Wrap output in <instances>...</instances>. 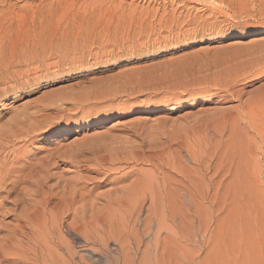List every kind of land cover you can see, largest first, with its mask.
Masks as SVG:
<instances>
[{
	"label": "rangeland",
	"instance_id": "374dc122",
	"mask_svg": "<svg viewBox=\"0 0 264 264\" xmlns=\"http://www.w3.org/2000/svg\"><path fill=\"white\" fill-rule=\"evenodd\" d=\"M9 1L0 67L30 63L0 85V174L27 162L29 182L0 216L16 198L22 222L44 193L73 195L68 224L112 240L84 246L51 207L21 238L1 216L0 264H264V0ZM36 26L82 37L33 59Z\"/></svg>",
	"mask_w": 264,
	"mask_h": 264
},
{
	"label": "bare ground",
	"instance_id": "6f19581e",
	"mask_svg": "<svg viewBox=\"0 0 264 264\" xmlns=\"http://www.w3.org/2000/svg\"><path fill=\"white\" fill-rule=\"evenodd\" d=\"M13 1V0H12ZM62 1H64V0H55L54 2H52V3H49V4H47V5H43V6H47V7H50V8H54V5H56L57 4V2H59V3H61ZM96 2H99V3H101V5H103V4H107V2L108 3H110L112 0H95ZM115 2H113V5H115L114 4ZM117 3V2H116ZM42 6V5H41ZM46 7V8H47ZM15 4H12V2L11 1H9V0H0V16L1 15H7V16H14V14H15ZM43 14H44V12H41V11H38V12H36V11H34L33 12V20H35V21H37V20H39V19H41L42 17H43ZM23 16H25V17H28L29 16V13H25ZM35 25H38L37 23H34ZM51 30H49V29H42L41 30V27H38V26H36V28H35V30H34V33L30 36V37H28V38H30L29 40H28V43H27V49H23V52H25V51H28V54H31V55H33V56H30L31 58H33V59H36L37 57H39L40 55H43V54H45V55H47L49 52L50 53H53L55 50H57L58 48H62L63 46H70L71 44H78L79 43V39H80V37H82V36H80V34L79 33H77V31H75L74 30V28H71V27H68V28H66V29H64V30H58L57 32H53L52 31V33L50 32ZM79 34V35H78ZM44 55V56H45ZM29 59L30 58H27V59H23V58H10V59H8L6 62H5V65H3V67H0V85L2 84V83H4L5 81V77H7L9 74H10V72H11V70H12V68H16V67H19V66H22L23 65V63L25 62V61H27V62H25V64L26 63H30L29 62ZM60 62V61H59ZM59 62L57 61L54 65H59ZM43 68V67H42ZM22 75H24V73L23 72H20L18 75H14V76H12L11 78L13 79V81H14V87H10L11 89H9V88H7L6 89V91L9 89V90H12V91H14V89H15V87H17V85H18V82H19V77L20 76H22ZM3 92H5V91H2L1 92V90H0V96L3 94ZM36 114V113H35ZM40 114V113H39ZM30 116H32V115H30ZM29 117V116H28ZM35 118V117H34ZM26 120V119H25ZM37 120V119H36ZM29 121H31V120H29ZM24 122V121H23ZM14 126H15V124H14ZM37 128V127H36ZM18 129H20V128H18ZM23 129V128H22ZM12 130V129H11ZM17 130V129H16ZM31 130V129H30ZM13 131V130H12ZM23 131V130H22ZM32 132V131H31ZM8 134H9V132H7ZM3 134L2 136H1V139H2V141H7V142H5L6 143V145H5V147H7L9 144H12L13 142H14V140L12 139L13 137H16V139H17V136H16V134H14L13 136L12 135H8V134ZM20 133V132H19ZM1 134V133H0ZM23 134V133H22ZM27 136H29V134H27ZM23 137V136H22ZM20 138V137H19ZM18 140V139H17ZM15 143V142H14ZM2 144H1V142H0V146H1ZM4 146V145H3ZM2 146V147H3ZM4 148V147H3ZM1 149V148H0ZM6 150V149H5ZM4 150V151H5ZM7 150H8V148H7ZM19 150V149H18ZM18 150H14L13 151V156H14V154H15V157H14V159L11 161V163L14 165L15 163L17 164V163H19V162H21L22 161V159H19V158H21V157H19L18 158V156L19 155H17V151ZM2 151V150H1ZM0 151V152H1ZM12 151V150H11ZM3 152V151H2ZM7 152V151H6ZM10 152V151H9ZM8 153V152H7ZM9 154V153H8ZM7 154V155H8ZM1 155V154H0ZM10 155H12V153L10 154ZM2 156V155H1ZM49 156V155H48ZM52 156V155H51ZM60 156V155H59ZM63 156V155H62ZM12 157V156H11ZM50 157V156H49ZM56 157H57V155H56ZM105 157V156H104ZM148 157V156H147ZM0 158H2V157H0ZM24 158V157H23ZM70 158V157H69ZM143 158V157H142ZM49 159V158H48ZM54 159V158H53ZM64 159V158H63ZM66 159H67V157H66ZM154 159H156V158H154ZM5 160V159H4ZM24 160V159H23ZM54 160H56V159H54ZM68 160V159H67ZM70 160V159H69ZM2 160H0V162H1ZM8 162H9V160H7ZM40 162V161H39ZM38 161H37V163H39ZM45 162V161H44ZM47 162H48V160H47ZM55 161H53V163H54ZM62 162V161H61ZM140 162V161H139ZM11 163H9V164H11ZM51 163V162H50ZM58 164L60 163V161L59 162H57ZM70 163V162H69ZM30 164V163H29ZM55 164V163H54ZM62 164V163H61ZM66 164V163H65ZM1 165V164H0ZM31 165V164H30ZM39 164H37L36 166H38ZM42 165H43V163H42ZM7 166V165H6ZM6 166H3L4 167V169H5V167ZM10 166V169H9V167H8V170L6 171V169H5V171H3V169L1 170L2 171V173L0 174V195L3 193V192H5V190H4V187H6V189L7 188H9L8 190H6V193H7V195H5V193H4V195L3 196H5V197H7L8 195L9 196H12V194L14 195V193L16 192V194H17V192L18 191H20V188H19V185H21L22 183H28L29 182V178L28 177H25L22 173L24 172V170L27 168L28 169V163L26 162L25 164H23L20 168H19V171H17V169L16 168H14V167H11V165H9ZM57 166V165H56ZM55 166V167H56ZM60 166V165H59ZM2 167V166H1ZM17 167V166H16ZM33 167V166H32ZM40 167H41V165H40ZM7 168V167H6ZM18 168V167H17ZM59 168V167H58ZM80 168V167H79ZM34 168H32L30 171H32ZM84 169V168H83ZM16 170V171H15ZM29 170V169H28ZM39 170V169H38ZM47 170H48V168H45L43 171H45V172H47ZM35 171H37V170H35ZM92 171V170H91ZM39 172V171H38ZM37 172H35V174H36ZM29 174H30V172H29ZM34 174V173H33ZM40 174V173H39ZM37 175H38V173H37ZM37 175H36V177H37ZM34 176V175H33ZM40 176H43V175H40ZM11 177H15V179L11 182L10 181V183H8L9 181V179L11 178ZM35 177V176H34ZM35 177V178H36ZM63 178V177H62ZM37 179V178H36ZM35 179V180H36ZM42 179H44V178H42ZM49 179H50V176H49ZM38 180V179H37ZM45 180V179H44ZM41 181V180H40ZM39 181V183L41 184V182ZM47 181H48V179H47ZM46 180H45V182H47ZM44 182V183H45ZM137 182V181H136ZM140 182V181H139ZM33 183V182H32ZM37 182H35V184H36ZM38 183V184H39ZM43 183V182H42ZM44 183H43V185H44ZM48 183V182H47ZM138 183V182H137ZM34 184V185H35ZM34 185H32V186H34ZM42 185V184H41ZM137 185V184H136ZM26 186H29V185H26ZM38 186V185H37ZM37 186H34V187H37ZM47 186H50V185H47ZM59 186V185H58ZM40 187H42V186H40ZM43 187H45V185L43 186ZM42 187V188H43ZM27 188H29V187H27ZM30 188H31V185H30ZM49 188V187H48ZM19 189V190H18ZM26 189V188H25ZM24 189V190H25ZM32 189V188H31ZM30 189V190H31ZM37 189V188H36ZM46 189V188H45ZM52 189V188H51ZM18 190V191H17ZM29 190V191H30ZM33 190V189H32ZM39 191L40 190H43V189H38ZM49 190V189H48ZM70 190V189H69ZM76 190V189H75ZM117 190V189H116ZM124 190V189H123ZM127 190V189H126ZM28 191V192H29ZM34 191H36V190H34ZM44 191H46L47 192V190H44ZM54 191V190H53ZM71 191V190H70ZM26 192V191H25ZM27 192V194H26V196L29 194ZM31 192V191H30ZM37 192V191H36ZM66 192V191H65ZM74 192V191H73ZM34 193V192H33ZM32 193V194H33ZM41 193V192H40ZM75 193V192H74ZM144 193V192H143ZM21 194V193H20ZM19 194V195H20ZM43 194V193H42ZM65 193H63V195H64ZM76 194V193H75ZM106 194V193H105ZM139 194H141V193H139ZM25 195V194H24ZM37 195V194H36ZM60 195V194H59ZM67 195V194H66ZM142 195V194H141ZM7 197L8 199H5L4 201H0V210L2 209V208H4V206L7 204H5V202H7V200H9L10 199V201H11V199H12V197L10 198V197ZM18 195H16V197H17ZM26 196H24V197H26ZM54 196V195H53ZM78 196V195H77ZM15 197V196H14ZM21 197H22V195H21ZM36 197V196H35ZM41 197V196H40ZM43 198H41L42 199V201L40 202V207H37L35 210L33 209V211L31 212V213H28V217H29V221H31L32 223L31 224H33V226L32 227H37L36 225H39V224H37V223H40V221L38 222V219L37 218H41L40 216L41 215H44V213L47 211V209L49 208V207H51V209L55 212V214L57 215V214H60V219H58V222H60V226H61V228H66L69 232H72V233H74V234H76V235H78V237L77 238H79L80 239V241H82V243L84 244V246H97V245H100V246H109V242H108V240L110 239V238H107L106 240H101V239H98L97 238V236H96V234L95 235H93V236H87V233H86V231L83 229V227H82V225L81 224H79V222H78V220H77V218H75L74 220H73V223H71V224H68L69 222L67 221L68 219L67 218H69L72 214H73V205H74V199H73V195L71 196V198L70 199H68L67 200V202L65 203L62 199H59V198H51L50 196H46L45 195V193L43 194V196H42ZM75 197V196H74ZM80 197V196H79ZM4 197H2V198H0V199H3ZM33 198V197H32ZM137 198V197H136ZM139 198V197H138ZM21 199V198H20ZM22 199H24V198H22ZM27 199H28V197H27ZM34 200L36 199V198H33ZM32 199V200H33ZM38 199H40L39 197H38ZM125 199V198H124ZM13 200V199H12ZM133 200V199H132ZM23 201V200H22ZM36 201V200H35ZM12 202V201H11ZM31 202V201H30ZM29 202V203H30ZM25 205H26V203H24ZM24 204H23V207H24ZM143 204H145V203H143ZM9 205V204H8ZM13 205H14V209L12 208V209H10V210H12L13 211V215L12 216H9V214H11V213H8L7 212V209H5L6 210V212L7 213H4L3 212V214H4V216H9V217H14L15 219H18L19 221H16L17 223L18 222H20V224L18 225L19 226V231L15 234V235H17L18 237H22V235H24V237H25V235L27 234V233H29V231H27L26 229H29V224H27V223H30L29 221H20V220H22L21 219V216L22 215H20V212L18 211L19 210V207L20 208H22L21 206H20V201H18L17 200V198H16V200L14 199V201H13ZM138 205V204H137ZM12 206V205H11ZM142 206H144V205H142ZM141 206V207H142ZM27 207V206H26ZM31 207V206H30ZM114 207V206H113ZM119 207V206H118ZM6 208V207H5ZM30 209V208H29ZM50 208H49V211L51 210ZM139 209H142V208H140L139 207ZM138 209V210H139ZM2 210H4V209H2ZM9 210V209H8ZM9 210V211H10ZM32 210V209H31ZM52 210H51V214H54V213H52ZM114 210V209H113ZM132 210V209H131ZM149 210H151L150 208H149ZM17 211L19 212V213H17ZM28 211V210H27ZM26 211V212H27ZM23 212V211H22ZM96 212H97V210H96ZM107 212V211H106ZM50 213V212H49ZM94 213V212H93ZM1 214H2V211H1ZM47 214V213H46ZM51 214H50V217H53V216H51ZM54 214V215H55ZM82 214V213H81ZM139 214H140V212H139ZM55 215V217H53L52 219H54L55 218V220H56V216ZM97 215V214H96ZM107 215V214H106ZM2 216V215H1ZM0 216V218H2V217H4V216H2L1 217ZM103 216V215H102ZM136 216V215H135ZM140 216V215H139ZM44 217H45V215H44ZM49 217V218H50ZM130 217V216H129ZM137 217V216H136ZM7 218V217H6ZM14 218H12V222H13V219ZM46 218V217H45ZM95 218V217H94ZM100 218V217H99ZM104 218V217H103ZM106 218V217H105ZM124 218V217H123ZM100 219H102V218H100ZM121 219V218H120ZM2 220V219H1ZM40 220V219H39ZM47 220H49L48 218H47ZM51 220V219H50ZM54 220V221H55ZM83 221V220H82ZM98 221V220H97ZM146 221H148V220H146ZM33 222H37L36 224L35 223H33ZM52 222V221H51ZM71 222V221H70ZM121 222V221H120ZM126 222V221H125ZM150 222V221H149ZM15 222H13V224H14ZM83 223V222H82ZM85 223V222H84ZM83 223V224H84ZM97 223V222H96ZM140 223V222H139ZM42 224H44V221H43V223ZM42 224H41V226H42ZM46 224V223H45ZM54 224V223H53ZM134 224V223H133ZM146 224V223H145ZM152 224V223H151ZM4 225V224H3ZM11 225V224H10ZM35 225V226H34ZM112 225H113V223H112ZM122 225V224H121ZM127 225V224H126ZM5 226V225H4ZM27 226H29V227H27ZM54 225H51V227L52 228H54L53 227ZM120 226V225H119ZM3 227V226H2ZM11 226H9V228H10ZM38 227H40V226H38ZM144 227H146V226H144ZM8 228V227H7ZM121 228V227H120ZM133 228H135V227H133ZM1 229H3V228H1ZM5 229V228H4ZM30 229H32V228H30ZM34 229H37V228H34ZM55 230H56V228H54ZM53 229V230H54ZM151 229V228H150ZM54 230V231H55ZM132 230V229H131ZM136 230H137V228H136ZM146 230H148V229H146ZM7 231V230H6ZM17 231V230H16ZM47 231V230H46ZM0 233H1V231H0ZM56 233H57V231H56ZM58 233H59V231H58ZM9 234H11L10 233V231H9ZM134 234V233H133ZM138 234V233H137ZM108 235H110V234H108ZM112 235V234H111ZM111 235H110V237H111ZM29 237H30V235H28ZM55 236V235H54ZM120 236V235H119ZM124 236H125V234H124ZM13 237V236H12ZM20 237V238H21ZM27 237V236H26ZM65 237V236H64ZM147 237V236H146ZM150 237V236H149ZM52 238H54L53 236H52ZM58 238H59V236H58ZM57 238V239H58ZM60 238H61V236H60ZM111 238H113V236L111 237ZM119 238V237H118ZM116 239L118 242H120V240L119 239ZM121 238V237H120ZM4 239V238H3ZM115 239V238H114ZM60 240V239H59ZM63 239L61 238V241H62ZM76 240V239H75ZM110 240H112V239H110ZM137 240V241H136ZM136 246H137V243H138V239L136 238ZM40 241V240H39ZM123 241V240H122ZM127 242L129 241V240H126ZM11 242V241H10ZM139 242H141V241H139ZM6 243H9V242H6ZM63 243V242H62ZM122 243V242H121ZM67 244V243H66ZM114 244V243H113ZM141 245V243H138V245ZM7 245V244H6ZM64 244H61L60 243V245L59 246H63ZM139 245V246H140ZM69 246V245H68ZM120 246H125V244L123 243V244H121ZM138 246V247H139ZM99 248V247H98ZM71 250V249H70ZM116 250V249H115ZM130 250H132V249H130ZM129 250V251H130ZM138 250V249H137ZM107 251V250H106ZM123 251H125L126 252V250H123ZM73 252V251H72ZM114 252V251H113ZM117 252V251H116ZM112 254V253H111ZM106 255V254H105ZM109 256V255H108ZM127 256V255H126ZM125 256V257H126ZM129 257H130V255H128ZM128 257V258H129ZM116 258V257H115ZM134 258V257H133ZM132 258V259H133ZM136 259V258H135ZM104 260V259H103ZM105 260H107L106 258H105ZM119 260V259H118ZM116 261L117 263L119 262V261ZM1 261V260H0ZM100 261V260H99ZM108 261V260H107ZM126 261V260H125ZM130 261V260H129ZM111 261H109V264H111L110 263ZM125 264V263H124Z\"/></svg>",
	"mask_w": 264,
	"mask_h": 264
}]
</instances>
